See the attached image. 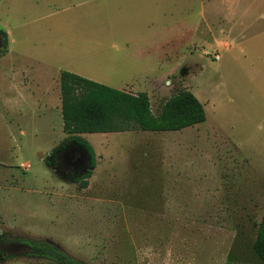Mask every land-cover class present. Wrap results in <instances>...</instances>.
Listing matches in <instances>:
<instances>
[{
    "label": "rangeland",
    "instance_id": "374dc122",
    "mask_svg": "<svg viewBox=\"0 0 264 264\" xmlns=\"http://www.w3.org/2000/svg\"><path fill=\"white\" fill-rule=\"evenodd\" d=\"M254 1L0 0V264H55L21 256L14 237L51 241L83 264H264L253 249L264 222V7ZM61 70L140 85L154 114L190 90L206 119L83 133L91 168L62 130Z\"/></svg>",
    "mask_w": 264,
    "mask_h": 264
},
{
    "label": "trees",
    "instance_id": "16d2710c",
    "mask_svg": "<svg viewBox=\"0 0 264 264\" xmlns=\"http://www.w3.org/2000/svg\"><path fill=\"white\" fill-rule=\"evenodd\" d=\"M0 56L6 52L7 37L0 30ZM60 111L62 130L68 139L81 144L89 153L91 168L95 165L94 150L91 144L81 137L83 133L143 131H177L202 123L206 119L203 104L190 90H180L168 97L154 114L146 92L133 93L116 89L87 79L78 74L61 70L59 73ZM80 182L86 187L90 176ZM13 243L21 249V256L46 259L55 264H83L68 255L55 243L14 237ZM9 243L8 237L0 233V247ZM253 249L264 262V222H262L253 242ZM1 258H5L3 254Z\"/></svg>",
    "mask_w": 264,
    "mask_h": 264
},
{
    "label": "crops",
    "instance_id": "0c3cea01",
    "mask_svg": "<svg viewBox=\"0 0 264 264\" xmlns=\"http://www.w3.org/2000/svg\"><path fill=\"white\" fill-rule=\"evenodd\" d=\"M120 2H123V1H131V0H119ZM256 4L257 3H259V5L260 6H263L264 7V0H255L254 1ZM247 4V3H246ZM258 5V4H257ZM263 11V10H262ZM4 31V30H3ZM5 33H6V35H7V32L6 31H4ZM9 41H8V37H7V48H6V51H7V53L9 52ZM6 53V52H5ZM107 56V55H106ZM104 59V58H103ZM166 61V60H165ZM28 71H29V75H30V77H32V78H34V80L32 79V85L31 86H33V85H37L38 84V82L37 81H39L38 79H39V77L38 76H36L35 74H34V72H33V70H29V68H27V66H24ZM66 71H68V70H66ZM69 72H71V71H69ZM72 73H75V72H72ZM75 74H78V75H80V76H83V77H85V78H87V79H91V80H93V81H96V82H98V83H101V84H105V85H107V86H112L113 84L111 83V82H107V81H105V80H101V78H99L100 77V75H98V76H93V75H91V74H88V73H82L81 74V72H76ZM165 76V75H164ZM105 79H108V78H105ZM58 80H59V74H58ZM144 81H146L147 83H143L144 85H147V84H156V80L154 79H152V77H148V78H146ZM33 88V87H32ZM34 89V88H33ZM125 90V89H124ZM126 91H129V92H140V91H143V92H145V89L144 90H142V89H140V85L138 86V87H136L135 89H128V90H126Z\"/></svg>",
    "mask_w": 264,
    "mask_h": 264
},
{
    "label": "built area",
    "instance_id": "2783aa9c",
    "mask_svg": "<svg viewBox=\"0 0 264 264\" xmlns=\"http://www.w3.org/2000/svg\"><path fill=\"white\" fill-rule=\"evenodd\" d=\"M214 58H215L216 60H218V59H219V55H218V54H215V55H214Z\"/></svg>",
    "mask_w": 264,
    "mask_h": 264
}]
</instances>
